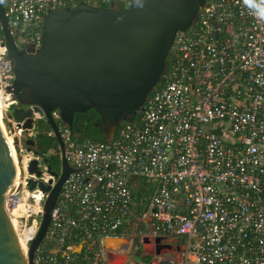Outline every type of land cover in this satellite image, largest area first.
Here are the masks:
<instances>
[{
  "label": "built area",
  "instance_id": "built-area-1",
  "mask_svg": "<svg viewBox=\"0 0 264 264\" xmlns=\"http://www.w3.org/2000/svg\"><path fill=\"white\" fill-rule=\"evenodd\" d=\"M0 3L17 48L37 50L54 8L122 9L131 0ZM254 6L264 8V0L206 2L176 34L170 67L141 116L122 122L112 139L93 142L59 127L72 171L33 264H264V17ZM14 79L0 26L6 119L17 104L8 92ZM52 116L59 120L57 111ZM10 121L22 181L4 203L27 260L48 195L30 190V181L54 185L57 177L24 145L36 122L21 130ZM33 160L39 176L28 172ZM142 187L146 211L137 217L133 193ZM105 239L123 243L105 249Z\"/></svg>",
  "mask_w": 264,
  "mask_h": 264
},
{
  "label": "water",
  "instance_id": "water-1",
  "mask_svg": "<svg viewBox=\"0 0 264 264\" xmlns=\"http://www.w3.org/2000/svg\"><path fill=\"white\" fill-rule=\"evenodd\" d=\"M205 2L131 0L122 9L113 4L108 9L85 4L63 11L54 8L45 17L37 50L17 48L0 3V26L15 76L8 92L21 106L11 107L8 119L0 111V264H33L62 184L72 171L52 113L57 111L59 120L70 126L75 113L93 110L108 132V140L112 139L121 120L143 112L149 93L161 81L176 34L191 26ZM10 120L21 130H31L35 122L45 120L60 155L59 174L50 171L57 177L54 185L51 180L29 184L30 190L37 186L48 195L27 260L4 203L5 195L13 196L22 181L18 140L9 131ZM24 145L37 155L32 150L33 140H25ZM28 172L40 175L35 160L29 163ZM149 241L143 239L144 243ZM117 242L105 239L103 247L114 249Z\"/></svg>",
  "mask_w": 264,
  "mask_h": 264
},
{
  "label": "trees",
  "instance_id": "trees-1",
  "mask_svg": "<svg viewBox=\"0 0 264 264\" xmlns=\"http://www.w3.org/2000/svg\"><path fill=\"white\" fill-rule=\"evenodd\" d=\"M208 1L211 0H206V2ZM119 8H121V6L117 5L116 9ZM172 57H173V46L166 58L163 75L169 69ZM160 82L157 84L156 87L159 86ZM155 88L151 90L148 97L151 96ZM141 114L142 112H138L136 115L128 117V120L127 119L121 120V122L136 121L141 116ZM98 120H99L98 115L93 110H88L82 113H75L73 116V121L70 126H67L60 120H58L57 123L61 125H66L72 133L79 134L82 138L89 139L93 142H106L108 140V137L105 136L104 133L102 132V128ZM95 124H97L98 126L96 127ZM36 129L38 133L34 137V146L32 147V150L36 152L38 156L44 158L46 165L49 167L51 172L55 174H59L60 171L59 148L54 136L48 135V132L51 131L50 126L45 120H40L36 123ZM143 190L144 188L142 187L141 189H138L133 193L135 201L138 202L139 204L135 208V215L137 217H141L142 214L146 211V209L141 206V202L143 201V198L144 197L148 198L147 194L143 195Z\"/></svg>",
  "mask_w": 264,
  "mask_h": 264
},
{
  "label": "flooded vegetation",
  "instance_id": "flooded-vegetation-1",
  "mask_svg": "<svg viewBox=\"0 0 264 264\" xmlns=\"http://www.w3.org/2000/svg\"><path fill=\"white\" fill-rule=\"evenodd\" d=\"M18 49H21V47H19ZM11 107H12V108H20L21 106H19L18 104H15V105H13V106H11ZM11 107H10V108H11ZM10 108H9V109H10ZM9 109H8V111H7V114H6L7 116H8V114H9ZM57 122H58V120H56V123H57ZM121 123H122V122L120 121L119 125H120ZM57 124H58V127H61V124H59V123H57ZM119 125H118V126H119ZM95 126L97 127L98 125L95 124ZM100 126H101V125H100ZM101 128H102V127H101ZM102 132L104 133L105 136H108V132H107L105 129L102 128ZM37 133H38V131H37V129H36V135H37ZM36 135H35V136H36ZM31 140L34 141V138H32Z\"/></svg>",
  "mask_w": 264,
  "mask_h": 264
},
{
  "label": "rangeland",
  "instance_id": "rangeland-1",
  "mask_svg": "<svg viewBox=\"0 0 264 264\" xmlns=\"http://www.w3.org/2000/svg\"><path fill=\"white\" fill-rule=\"evenodd\" d=\"M205 3H206V2H205ZM3 118H5V115H4V114H3ZM145 248H146V250H147L148 252H150V251L152 250V248H150V245H146ZM134 259H135L136 261H140V258H139L138 256H136Z\"/></svg>",
  "mask_w": 264,
  "mask_h": 264
},
{
  "label": "clouds",
  "instance_id": "clouds-1",
  "mask_svg": "<svg viewBox=\"0 0 264 264\" xmlns=\"http://www.w3.org/2000/svg\"><path fill=\"white\" fill-rule=\"evenodd\" d=\"M254 7H257L258 8V14L261 16V17H264V8H260L258 6H254Z\"/></svg>",
  "mask_w": 264,
  "mask_h": 264
},
{
  "label": "bare ground",
  "instance_id": "bare-ground-1",
  "mask_svg": "<svg viewBox=\"0 0 264 264\" xmlns=\"http://www.w3.org/2000/svg\"><path fill=\"white\" fill-rule=\"evenodd\" d=\"M2 108H3V103H2V99H1V95H0V111H1V114H2V116H3ZM118 242H119V244H120V243H123V241H118Z\"/></svg>",
  "mask_w": 264,
  "mask_h": 264
},
{
  "label": "crops",
  "instance_id": "crops-1",
  "mask_svg": "<svg viewBox=\"0 0 264 264\" xmlns=\"http://www.w3.org/2000/svg\"><path fill=\"white\" fill-rule=\"evenodd\" d=\"M118 243H119V242H117V244H116V245H118Z\"/></svg>",
  "mask_w": 264,
  "mask_h": 264
}]
</instances>
